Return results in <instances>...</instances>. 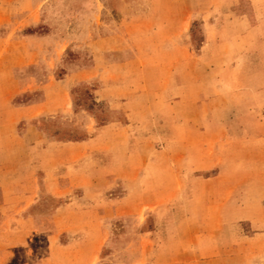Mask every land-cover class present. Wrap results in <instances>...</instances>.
<instances>
[{"label":"rangeland","instance_id":"374dc122","mask_svg":"<svg viewBox=\"0 0 264 264\" xmlns=\"http://www.w3.org/2000/svg\"><path fill=\"white\" fill-rule=\"evenodd\" d=\"M30 8L35 14L32 24H24L21 19L11 27L10 19L0 25L6 41L27 51L28 62L12 67L11 81H0V89L17 91L11 105L27 103L37 91L20 90L15 79L43 80L48 69L45 65L55 57L62 63L54 69L53 76L58 78L67 69L92 62L96 52L115 61L132 56L137 53L132 50L134 36L133 47L141 46L152 57L157 53L162 58H172L174 50L169 45L176 41L174 34L164 39L172 28L182 33L181 41L178 40L180 51L174 58L177 65L172 67V73L174 69L181 80L182 96L189 90L195 98L209 97L206 107L197 106V113L194 110L182 115L186 116L184 121L196 123L195 131L182 127L179 130L171 121L162 122L160 118L148 131L150 144L141 147L142 153H134L131 166L133 170L141 168L138 157H148L143 170L149 176L152 205L142 214L146 209L143 206L137 218L126 215L112 219L107 227L108 238L113 242L126 233L152 231L158 216L166 219L168 213L180 207L189 209L200 223H214L217 218L238 217L237 207L244 206L246 218L233 223L244 232V242L237 241L232 231L205 236L197 243L206 250L197 251L196 264H264V252L255 251L251 238L254 227L248 220L264 203V0H20L21 13ZM18 34L34 36L22 40ZM164 40L166 46L156 48ZM91 91L92 86L84 82L74 86L70 90L74 108L80 104L94 113L98 124L114 118L125 120L123 113H116L103 103L94 104ZM23 124L24 120H20L13 128L9 125L5 129L6 153L8 143L16 147L22 140ZM42 126L60 139L78 136L76 131L53 122L43 121ZM25 141L23 138L20 144ZM17 149L27 157V150L23 154L22 147ZM179 169L190 175L180 187L176 182ZM163 187L178 192L163 194ZM36 189L37 200L20 211L21 215L11 217L0 231V247L22 241L9 248L12 251L6 264H21L26 256L36 262L47 246V234L56 230L50 223L56 200L46 194L39 179ZM122 191L117 186L111 192L116 196ZM63 227H58L63 229L56 232L57 242L67 244L70 238L79 241L80 227ZM112 242L106 239L101 244L93 264L117 263L120 256L116 250L123 253L125 243L115 249ZM74 245L80 250V244ZM237 249L246 251L243 258L199 256L200 252L232 253Z\"/></svg>","mask_w":264,"mask_h":264},{"label":"crops","instance_id":"0c3cea01","mask_svg":"<svg viewBox=\"0 0 264 264\" xmlns=\"http://www.w3.org/2000/svg\"><path fill=\"white\" fill-rule=\"evenodd\" d=\"M34 18L31 8L21 13L20 0H0V25L10 19L11 27L21 19H24V24H32ZM131 26L130 34L133 33ZM4 33L5 30H0V81H11L9 73L13 71L12 67L28 62L25 57L27 51L25 48L21 51L20 45L16 47L6 41ZM171 34L176 40L169 45L174 50L172 58H162L157 53L152 57L143 52L141 46L133 47V36L132 50L137 53L133 52L124 60L104 58L101 57L103 53L96 52L89 64L67 69L55 78V67L62 66L60 58L55 57L49 65H45L48 69L43 80L35 77H30V81L15 79L20 90L32 88L38 91L27 103L11 105L17 91L0 89V231L9 224L7 222L11 217L21 215L20 211L37 200L38 179L46 194L56 200L50 215V223L56 230L47 234V246L35 258L36 262L26 256L21 264H93L101 244L106 239L112 242L107 229L111 220L126 215L137 218L143 206L146 209L142 210V214L152 205L149 204V194L152 193L149 176L143 170V163L148 157L139 156L137 161H140L141 168L133 170L134 153H142L141 147L149 146L148 131L159 118L162 122L171 121L179 130L182 127L195 131L198 128L196 123L184 121L186 116L182 115H190L194 110L197 113L194 108H204L209 101L207 95L195 98L191 96L193 91L189 90L184 91L187 95L182 96L181 80L175 76L174 69L172 73V67L177 65L174 58L180 51L178 40L181 41L182 33L172 28L164 39ZM32 36L34 34L17 35L22 40ZM165 46V40L156 44L158 49ZM140 49L141 53H138ZM31 82L39 84L31 86ZM81 82L92 86L94 104L103 103L110 110L123 113L125 120L114 118L98 124L94 113L80 107V104L74 108L76 104L70 90ZM150 106L156 109H150ZM164 115H169V118H164ZM20 120H24L22 137L26 141L21 145L22 138L16 147L14 143H8L9 151L6 153L5 129L9 125L13 128ZM43 121L60 124L76 131L78 136L60 139L45 130ZM18 146L24 149L23 154L28 151L27 157L17 149ZM189 176L187 171L179 169L176 173L178 186L186 183ZM117 186L123 191L113 196L111 191ZM179 190L182 192V189ZM174 192L178 190L172 187L162 189L163 194ZM132 196L136 199L133 200ZM244 210V206L237 207L238 217L217 218L214 223H200L191 216L189 209L182 207L173 210L174 213H164V216L169 215L166 219L156 215L157 226L152 231L126 233L113 239L115 249L125 243L124 251L121 250L123 253L116 250L120 256L116 264H196L197 251L206 250L197 243L205 236L232 231L237 241L244 242V232L233 224L246 218ZM248 220L254 227L251 238L255 251L264 252V203H260L253 218ZM63 226L80 227L79 241L78 238H70L67 244L57 242L56 232ZM21 242L19 239L9 247H0V264L7 263L12 251L9 248ZM74 244H80V250H76ZM70 248L73 250L68 251ZM245 254V250L237 249L232 253L228 250L224 253L200 252L199 256L210 259L243 258Z\"/></svg>","mask_w":264,"mask_h":264}]
</instances>
